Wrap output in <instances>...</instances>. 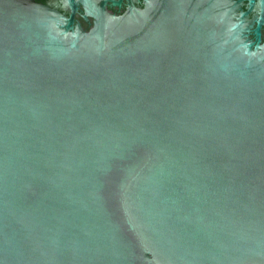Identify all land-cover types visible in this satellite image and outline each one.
Instances as JSON below:
<instances>
[{
	"label": "water",
	"instance_id": "1",
	"mask_svg": "<svg viewBox=\"0 0 264 264\" xmlns=\"http://www.w3.org/2000/svg\"><path fill=\"white\" fill-rule=\"evenodd\" d=\"M260 1L0 0V264H264Z\"/></svg>",
	"mask_w": 264,
	"mask_h": 264
},
{
	"label": "flooded vegetation",
	"instance_id": "2",
	"mask_svg": "<svg viewBox=\"0 0 264 264\" xmlns=\"http://www.w3.org/2000/svg\"><path fill=\"white\" fill-rule=\"evenodd\" d=\"M41 3H44L51 8H55L61 11L64 14L71 15L74 13L75 24L78 22L81 23L84 29L89 30L94 26V18L89 16L85 18L87 13L88 3L90 4H99L100 2L105 1V6L107 10L111 13L118 15L125 14L131 7L144 9L147 6V0H74L72 4L69 0H37ZM245 8L251 9V16H259L262 12V3L260 0H255L251 5L250 0H244ZM251 38L254 39L255 35L251 33ZM262 38L264 39V26L262 28Z\"/></svg>",
	"mask_w": 264,
	"mask_h": 264
}]
</instances>
